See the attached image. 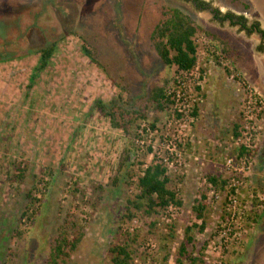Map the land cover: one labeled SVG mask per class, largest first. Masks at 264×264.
<instances>
[{
  "label": "rangeland",
  "instance_id": "obj_1",
  "mask_svg": "<svg viewBox=\"0 0 264 264\" xmlns=\"http://www.w3.org/2000/svg\"><path fill=\"white\" fill-rule=\"evenodd\" d=\"M206 1L264 29L263 0ZM165 7L202 26L192 76L167 67L150 42ZM82 38L102 68L84 56ZM52 44L53 60L32 79L35 51ZM261 45L259 33L218 22L185 0H0V59L15 58L0 62V264H47L66 219L83 235L61 264H111L110 248L128 236L135 238L128 242L132 264H161L166 254L173 264L201 194L206 226L194 231L197 264H264L257 232L264 112L252 123L243 114L250 89L264 98ZM179 77L197 116L177 115L171 95L165 111L152 100L162 87L168 95ZM96 100L145 117L113 127ZM247 124L248 147L238 139ZM154 162L168 168L182 205L151 215L134 209L122 220L127 199L139 193L138 178ZM16 167L26 170L22 179ZM208 175L225 185L213 188Z\"/></svg>",
  "mask_w": 264,
  "mask_h": 264
},
{
  "label": "trees",
  "instance_id": "obj_2",
  "mask_svg": "<svg viewBox=\"0 0 264 264\" xmlns=\"http://www.w3.org/2000/svg\"><path fill=\"white\" fill-rule=\"evenodd\" d=\"M192 2L194 6L200 10H207L212 14L214 20L218 22H228L231 26H238L246 33H259L264 38V29L257 21L250 22L244 15L236 14L232 11L222 13L219 8L206 0H185ZM249 9V5H245ZM162 18L154 26L150 34V42L155 49L158 57L167 67H176L177 73L191 71L197 63V47L194 42V36L202 29L189 14L183 12L176 7H165ZM259 49H264L261 45ZM82 53L93 64L98 67H103L101 62L96 58V51L82 38L81 45ZM57 51L56 45L52 44L38 51L39 55L37 64L33 67L31 78L45 70L50 61L54 58V53ZM15 59L14 57H5L0 59V62H6ZM33 79V78H32ZM35 82V80L31 81ZM32 85V84H31ZM31 88L30 85L27 86ZM198 88V87H197ZM200 89V88H198ZM200 91V90H199ZM152 96V100L157 104L158 108L165 111L169 108L170 99L166 91L160 88ZM121 97V96H119ZM94 106L106 117L110 119L113 127H120L126 129L136 117H145L144 113L137 110H128L125 106H116L114 101L105 103L102 100H96ZM198 109L195 108L192 115L197 116ZM26 170L16 167L15 177L22 179ZM172 181L168 168L163 163L154 162L144 169L142 176L138 178L139 193L136 194L135 199H127L125 205L124 218H131L133 216L132 210H142L145 214L151 215L157 213L159 209H166L171 205L181 206L182 200L177 196V192L170 188L169 184ZM206 181L213 188L219 189L225 185L226 181L222 180L216 175L206 176ZM206 196L201 194V200L196 199L192 207L196 222L186 226L184 230V238L180 243L173 264H197L202 263L201 258L195 256L196 243L194 238V231L203 232L206 226L205 219V204ZM199 222V223H198ZM171 232L173 227H171ZM73 231V238L70 239L69 232ZM82 232L74 221L66 219L64 225L59 230L57 238L51 247V254L47 260V264H61L64 258H68L70 253L74 251L80 242ZM174 238V234H170ZM132 236H128L124 242L118 243L110 248L113 254L111 264H132L133 251L130 249L129 241L134 240ZM169 256L166 254L161 264H168Z\"/></svg>",
  "mask_w": 264,
  "mask_h": 264
},
{
  "label": "built area",
  "instance_id": "obj_3",
  "mask_svg": "<svg viewBox=\"0 0 264 264\" xmlns=\"http://www.w3.org/2000/svg\"><path fill=\"white\" fill-rule=\"evenodd\" d=\"M197 70V65L189 72H182L180 71L179 74H184L185 76H192L193 70ZM197 79V78H196ZM175 88H171L167 93L168 95H171V97L174 100V106H175V113L177 115H180L184 117L186 115V118L189 117V115L192 113V111L195 108V102L196 100H190L189 98H192L191 90H187L185 87V82L181 77L177 78L175 80ZM249 97L247 102L244 104V110L243 114L244 117L246 116L247 119H249L248 123H252L256 117H259L264 112V98L257 96L253 93V91L249 90ZM253 117V118H252ZM245 137L246 142H244L245 146H250V141L252 139V132L250 126L247 124L245 125L241 132L240 136H238V139H241V137Z\"/></svg>",
  "mask_w": 264,
  "mask_h": 264
},
{
  "label": "crops",
  "instance_id": "obj_4",
  "mask_svg": "<svg viewBox=\"0 0 264 264\" xmlns=\"http://www.w3.org/2000/svg\"><path fill=\"white\" fill-rule=\"evenodd\" d=\"M259 10H261L262 15H264V0L262 1V3L259 4ZM263 28V27H262ZM262 154L264 153V151L261 152ZM262 160H264V155H261ZM260 223H259V228L258 231L260 236H262V238H260L262 241L264 240V212L262 214V216L260 217Z\"/></svg>",
  "mask_w": 264,
  "mask_h": 264
}]
</instances>
